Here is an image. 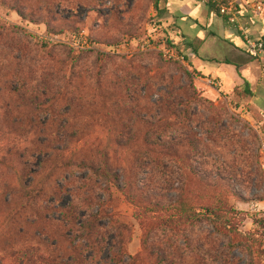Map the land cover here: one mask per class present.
Returning <instances> with one entry per match:
<instances>
[{
  "label": "rangeland",
  "instance_id": "rangeland-1",
  "mask_svg": "<svg viewBox=\"0 0 264 264\" xmlns=\"http://www.w3.org/2000/svg\"><path fill=\"white\" fill-rule=\"evenodd\" d=\"M207 2L159 16L155 0H0V264H48L56 241H76L58 221L67 179L88 176L98 186L78 214L113 211L100 225L135 264H264V61ZM82 32L91 49L71 46ZM103 153L123 192L86 169ZM204 205L218 226L168 222Z\"/></svg>",
  "mask_w": 264,
  "mask_h": 264
},
{
  "label": "trees",
  "instance_id": "trees-1",
  "mask_svg": "<svg viewBox=\"0 0 264 264\" xmlns=\"http://www.w3.org/2000/svg\"><path fill=\"white\" fill-rule=\"evenodd\" d=\"M170 1L171 0H155L154 7L159 16H162L167 12ZM213 1L214 0H208L207 5L212 11H217V6L215 3H213ZM260 2L264 4L263 0H260ZM261 39L262 41H264V37H261ZM170 44L175 47L173 42L170 41ZM145 152L148 155L147 150ZM151 153L152 150L150 149V154ZM102 155L105 158V161L101 169L100 167L96 169L97 166L93 163H90L89 165L85 164L86 169L89 170V172L93 175L99 174L107 180L113 181V185L118 189H121V191L123 192V189L119 185L118 176L107 165V154L103 153ZM74 166L77 165L74 164ZM67 180L68 184H70V182H73L74 184L68 185L69 188L67 187V194L70 195V201L61 209L62 216L58 223L63 226V229L68 234V238L72 240L73 238H77V240L72 241L66 250H60L56 241L55 244L52 245L54 251L52 253L53 255L48 261V264H80L81 260L83 258H86V252H91V256L88 257V260L92 263L94 260L93 255H95V253L97 252L101 253L103 249H108L107 251L109 253V258L105 260L101 259L99 262L102 264L114 263L117 262L118 259L124 260L129 264H135L136 260H138L136 257L134 258L127 255L125 256V250L122 247V245L124 244L122 238H120V236L117 234H115L112 238L110 236V234L112 233H110L111 231L109 224H112L113 218L117 216L113 211L110 213L101 211L100 214L98 213L99 215H89L87 218L81 217L78 214V211L83 205H85L87 208L91 207L92 201H89L88 199L92 197L82 195L86 192L95 190L96 186H98V183L93 182V180L89 176L84 179H78V182L77 179ZM202 211L204 213H201L200 211L190 212L186 209H182L181 213L179 214L180 216L177 219H172L168 222L175 224L182 222L199 223L206 220L207 218L210 219L211 217H213V219L211 218V220L214 221L215 226H218V223L220 222V214L215 211V209H212L210 206L204 205L202 207ZM100 216L107 219L109 218V224H107L106 227L100 225L101 221L98 220V217ZM115 224L116 226L118 225L120 226V228H122L123 223L117 221V223L115 222ZM111 228H114V225ZM80 239L83 240V243L79 241Z\"/></svg>",
  "mask_w": 264,
  "mask_h": 264
},
{
  "label": "built area",
  "instance_id": "built-area-1",
  "mask_svg": "<svg viewBox=\"0 0 264 264\" xmlns=\"http://www.w3.org/2000/svg\"><path fill=\"white\" fill-rule=\"evenodd\" d=\"M213 3L216 4L219 15L240 36L248 56L263 61L264 41L253 31V24L255 19L263 13L264 4L260 0H214ZM58 38L49 37V40H59ZM71 46L76 50H88L93 47V41L88 34L77 33L72 36ZM122 48L127 50L128 43H124ZM163 54L169 60L186 61V57L173 48L164 47ZM260 155L264 166V141L261 143Z\"/></svg>",
  "mask_w": 264,
  "mask_h": 264
},
{
  "label": "crops",
  "instance_id": "crops-1",
  "mask_svg": "<svg viewBox=\"0 0 264 264\" xmlns=\"http://www.w3.org/2000/svg\"><path fill=\"white\" fill-rule=\"evenodd\" d=\"M225 21V20H224ZM257 22V19H255V21H254V24ZM236 32V31H235ZM237 33V32H236ZM234 38L235 39H239V40H241L240 39V37H238V36H235L234 35ZM241 42H242V40H241ZM264 61V60H263ZM228 64V63H227ZM207 70L208 71V73L209 74H211V75H213L214 77H218V78H222L223 79V76H224V74H226V76H228V77H230V74L229 73H227V71H224V72H219V70H211V69H208V67H205L204 68V70ZM257 100H260L259 101V107L261 108V109H263L264 110V93H262V94H260L259 96H258V98H256ZM263 101V102H262Z\"/></svg>",
  "mask_w": 264,
  "mask_h": 264
}]
</instances>
